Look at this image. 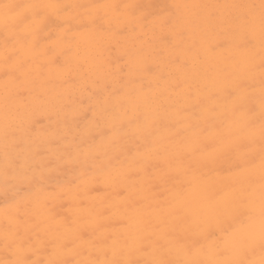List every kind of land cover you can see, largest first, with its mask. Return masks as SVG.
Wrapping results in <instances>:
<instances>
[{
	"label": "rangeland",
	"instance_id": "obj_1",
	"mask_svg": "<svg viewBox=\"0 0 264 264\" xmlns=\"http://www.w3.org/2000/svg\"><path fill=\"white\" fill-rule=\"evenodd\" d=\"M194 1L196 0H181L179 6L176 0H0V3L20 5L18 11L22 13L27 12L23 6L28 4L60 3L77 6L59 12L49 9V14L45 18H35L40 26L35 37L36 46L28 49L30 55L22 54L27 58L26 69L29 77L15 81L26 80L34 89L42 84L48 88V94L52 85L61 86L63 89L69 87L70 98L65 102L63 110H57L49 115L41 113L38 116L35 126L36 136L17 140L15 150L8 149L9 157L17 159L19 163L9 171L7 178L4 175L5 152L0 151V213L14 218L17 213L15 208L21 203L20 206L26 205L28 199L32 197H29L30 195L34 197L38 189H43L46 194L61 191L58 195V206L54 200H49L48 197L45 199L48 210L59 214L69 207L66 188L75 186L87 178L97 179L99 182L101 175L126 168L131 164L138 170V174L127 180L135 193L140 188L147 189V197L143 201L138 199L137 204L134 205L135 214L137 213L134 217L138 222L143 221L144 225L142 229L145 237L140 239L139 244L147 246L152 237L150 231L157 230L163 235L164 229L167 228L166 225L156 222L155 218L163 216L166 220L171 214L173 216L178 212V209H166L168 196H160L157 193L158 184L155 181L153 184L150 182L151 175H156L155 180L165 176L170 183L177 182L181 188L186 189L187 182L177 175L176 170L185 167L197 178L195 179L197 186L203 188L202 194L200 193L198 197L206 199L207 195L204 194L211 191L218 201L207 212L208 225L217 224L208 231V245L212 247L213 253L201 264H207L212 260L259 264L264 255L261 250L259 229L262 102V42H259L262 40L259 16L255 24L250 26L240 21V17L244 14L238 21L236 20L240 26L252 27V31L258 34L257 39L252 38L247 32L243 33L242 30H239L240 36L238 34L234 36L229 32L226 21L220 19V5L224 2H231L229 6L237 5L239 0H207V6H212L205 8L209 10L208 19L211 21L207 29H197L203 40L188 38L189 32L186 30L176 42L167 32L162 33L158 38H153V34L157 33L154 27L148 34H144L143 41L147 44L163 43L168 50L165 53L168 58L172 53L171 50H179L186 46L193 58H197L200 62L204 61L207 73L211 74L221 69L227 82L225 86L214 87L202 84L198 80L176 77L174 86L188 101L161 111L148 109V104L144 102L155 90L153 82L145 77L161 73L162 79L165 80L167 72L160 69L154 59H148L146 52L140 50L138 43L130 47V43L127 42L126 47L123 48L122 44L125 42L120 38L129 34V29L137 31V26L142 29L149 28L151 20L158 19L165 26L173 20H185ZM108 4L120 7L118 10L91 8L94 5ZM90 11L93 13L92 16L89 15ZM83 31L89 35L99 32L113 35L117 37V45L111 40L102 44L101 50L90 45L82 56L77 52L75 42L79 40V33ZM2 33L3 29L0 27V79L6 81L2 60L4 48ZM135 51L140 52L135 53ZM237 52L242 53V61L237 56ZM131 55L134 60L141 62L140 70L135 61L130 62ZM171 59L170 57L169 60ZM175 60L180 62L182 58L177 56ZM182 63L187 65L185 62ZM89 65L94 67L95 73L91 75L90 83H83L85 81L82 77L89 74L92 68ZM232 65H237L239 70L236 71ZM50 71L63 73L64 76L53 75L54 73ZM101 71L105 74V82L100 76ZM34 77L38 78L35 80ZM94 86H97V89H94ZM211 87L216 91L212 92ZM23 88L24 86H17L13 92L15 95H20V89ZM218 88H221L219 92ZM90 93L94 94L90 95ZM39 95V98H44L43 94ZM103 99L110 104V109L106 113L99 109ZM133 104L138 105L136 107L140 109L132 110ZM234 105L240 106V111L235 114L232 110ZM74 108H77V113H73ZM248 108L253 111L248 112ZM94 116L95 125L89 129V122ZM249 121H252L253 126H249ZM72 124H75V127L70 129ZM50 129L54 131L53 136L44 138L43 134ZM222 140L230 145L227 150L221 147ZM189 142L196 144L194 150L187 153L183 159L175 161L173 164L175 169L171 171L164 168L165 164L159 158L161 154L154 155V150L159 147L166 146L169 150H174ZM205 143L213 144L216 150L213 151L211 147L205 148ZM26 149H29V152ZM248 153H252L255 157L250 165L245 163ZM25 157L30 160L31 165L27 168L29 171L20 170ZM251 187L253 190L250 189ZM94 190H96L94 193L100 195L109 192L101 186V183L95 184ZM242 190L254 193L240 209L241 218L247 219L249 214L252 215L254 227L249 229L245 226L234 230L231 194ZM119 195L124 196V192L121 191ZM150 195H155L153 205H150L151 202L147 199ZM26 197L29 198L25 199ZM194 198L199 201L197 197ZM186 200L188 199H182V201ZM84 203L83 207L87 205L86 202ZM150 210L151 212L148 213ZM12 224L14 227L18 225ZM114 226L120 227L124 224L121 220H115L112 222V227ZM103 230L100 226L98 234ZM191 232L192 227L187 228L183 240L186 238L190 240ZM167 236L164 239L166 241L169 239ZM87 237L90 238L91 235ZM222 237L223 241H221ZM107 238L105 236V239ZM2 239L1 236L0 246L4 245ZM163 244L161 239L152 245L149 244L148 247L155 249V254L160 256V252L164 249ZM218 246L226 250L222 255H217ZM187 249L186 252L190 256L185 254L183 258L192 262L194 261L192 249L190 247ZM158 260L172 264L167 258ZM132 262L141 264L138 259Z\"/></svg>",
	"mask_w": 264,
	"mask_h": 264
},
{
	"label": "bare ground",
	"instance_id": "obj_2",
	"mask_svg": "<svg viewBox=\"0 0 264 264\" xmlns=\"http://www.w3.org/2000/svg\"><path fill=\"white\" fill-rule=\"evenodd\" d=\"M176 1L178 5L181 6V0ZM259 2L260 0H239L237 5L229 6V4H232L231 2H224L220 5V19L226 21L230 30L229 32H231L232 35L237 36V34L239 35V30H242L243 33L247 32L252 38L257 39L258 34L255 31H252L253 29L252 27H249L250 25L247 27L242 25L240 26L238 25L239 23L237 21L238 19L242 18V14H245L249 11H254L255 17L257 18V16H259L258 8L255 10H249L247 8L238 6L253 4L258 5ZM193 5L207 6L208 1H194L190 6L191 8L189 15L185 18V20H173V22L167 26H165L164 23L160 22L158 19L151 20L149 23V28L142 29L140 26H137V31H131L129 29V34L120 37L125 42L122 44L123 48L126 47L127 42L130 43V47H132L133 44L138 43V45L141 47L140 50H144L146 52L145 55H147L148 59H154V61L160 66V69H162L164 72H167V78L165 80L162 79L161 73L152 75L150 77H145L149 78L155 87V90H153V92H151L144 100V102L148 104V109L150 108L161 111L176 104L182 102L186 103L188 101L186 97L181 96V93L178 91L179 89L174 86V80L176 77L185 80H198L202 84H208L209 86L214 87L225 86L227 83L225 81V74L222 73L221 69H218L211 74L207 73V68H205L204 61L200 62L197 58H193L186 46L179 50H171L172 53L170 54L169 58L171 57L172 59L169 60L168 56L165 55L168 50L163 43L147 44L143 41L144 34H148L153 27L157 30V33L153 34V38H158L162 33L167 32L174 38V41L176 42L181 36H183L182 34H184V30H186L189 32H187L189 34L188 38L201 39L203 36H200L199 30L197 29H207V25L211 21L208 19L209 10H206V7H192ZM240 21L243 22L241 19ZM208 38L210 39V37ZM203 39L204 38L201 40ZM110 40L113 41L114 45H117V37L113 35L102 32L89 35L87 32L83 31L79 33V40L75 42V47L77 52L84 56V51H87L88 46L93 45L95 48H100L101 50V45L109 42ZM139 52L135 51V53ZM100 53H102V51H100ZM22 54L30 55V51L25 49ZM236 54L238 57H240V61H242V53L237 52ZM177 56L182 58V61L177 62L175 60ZM207 56L209 57L210 55ZM129 58L130 62L135 61L138 64V70H140L141 62L139 63L138 61L134 60L132 55ZM182 62H185L187 65L183 64ZM89 66L92 67L91 65ZM233 67L236 71L239 70L237 65H234ZM50 73H54L53 75L61 77L64 76L63 73H57V71L56 73L50 71ZM94 73L95 70L94 67H92L90 73L82 77V79L85 81L83 83H90V77ZM100 76L105 82V74L103 71L100 72ZM26 77H29V75ZM37 78L38 77H34L35 80ZM20 85L21 87L24 86V88L20 89V95H15L13 91L17 86ZM69 89V87L63 89L61 86L52 85L51 88H49L50 93L48 94V88L42 84L34 89L26 80L16 82L15 80L7 79L6 81H3L0 79V151L5 152L6 141L4 129L6 123L8 124L9 131L7 143L9 145V149L14 151V146L17 140H25L24 138L29 139L37 135V129H35L36 120L41 113H44V115H49L57 110H63L65 102L68 100V98H70L68 97L70 95V92L68 93ZM94 89H97V86H94ZM211 89L212 92L216 91V89H213L212 87ZM220 90L221 88H218V92ZM39 94H43L44 98H39ZM93 94L94 93H90V95ZM80 95L81 94L79 93V96ZM97 101L98 100H96V102ZM109 106L110 104L106 102L105 99H103L102 106H100L99 109L100 111H105L106 113V111L110 109ZM136 106L138 105L133 104L132 110L140 109V107ZM76 110L77 108H74L73 113H75ZM73 127H75V124H72L70 129H73ZM53 134L54 131L50 129L47 133L43 134V137H51ZM195 146L196 144L193 145L191 142L180 145L174 150H169L166 146H162L157 148V150H154V155L161 154V157L159 158L162 162H164V168H167L168 171H171V169L174 168V162L183 159L187 153L194 150ZM26 151L29 152V149H26ZM50 152L48 154H50ZM30 165V160L25 157L20 165V170H28L27 168H29L28 166ZM122 169L124 168L109 171L101 175V180L99 182H97V179L86 177L87 179H83L75 186L73 185L72 187L66 188V199L69 200V207L61 211L59 214L52 213L48 210L45 199L48 197L49 200H54L58 206V195L61 191H56L54 194H46L44 193L43 189H38L34 197L33 195L29 196H32L33 198L31 197V199H28L26 205L24 204L20 206L22 204L21 203L16 208V204L14 205V208L17 210L14 218L12 216L9 217L8 214L0 213V237H3L6 229L15 232L17 235L24 237L27 241H30L33 244V247L39 248L38 254L33 258H38L41 261H45L49 258V255L52 251V245L47 244L45 247H41L40 241L51 240L56 237L63 236L65 234V221L72 220L74 218H81L84 221H87L86 227L84 228L85 239L104 241L105 236L108 237L106 239V243L109 247L106 251V258H113L110 247L113 240L117 241V254L115 258L122 261L132 262L133 260L138 259L141 264H145V261L148 260L167 258L172 262V264H186L185 262L188 261L183 258V255L186 254V256H190L186 252L188 247L192 249L193 260L200 262V264L212 256L213 249L210 245H208V231L217 224H214L213 226L208 225L209 220H207V212H209L210 209L214 207L215 202L218 203V201H216L217 197L213 196L211 191L204 194V196L207 195L206 199L198 197L200 193L202 194L203 188L197 186V181L195 180L197 178L193 176L194 174L192 175L190 173L188 168L180 167L176 169L178 171L177 175L180 176L183 181L187 182L186 189L181 188L177 182L170 183L167 178H165V176H161L155 180L154 178H156V175H151L152 179L150 182L153 184V181H155V183L158 184L156 189L158 191L157 193H159L160 196H168V207L166 209H178V212L173 216L171 213V215L166 214L170 215L166 220L163 216H158L159 218H155L156 222L161 223L163 226H167V228L164 229L165 232L163 235H161L157 230L150 231L152 236L151 240L149 238L150 245L161 239L162 242H164V249L162 252H160V256L155 254V249H150L148 247L149 244L147 246L144 244H139L140 239L145 237V233L142 229L144 225L143 221L138 222V219L134 217L137 214H135L136 211L134 205L137 204L138 199L143 201V199L147 197V189L140 188L137 193H135L127 179H123L120 182L113 181L112 177ZM97 183H101V186L109 190V192L105 195L94 193L96 191L94 190V186ZM250 189L253 190L252 187ZM121 191L124 192V196L119 195ZM250 192L251 191H248V193ZM252 194L250 193V195ZM29 197H26L25 199ZM154 197L155 195H150L147 198L151 202V204L149 203L150 205H153L155 202ZM194 197H197L199 201H196ZM224 197L225 196H223V198ZM183 198H187L188 200L182 201ZM84 202L87 203L85 207L82 206L85 204ZM181 207H183L182 210H180ZM163 209H165V207ZM150 212L151 210L148 213ZM115 220H121L124 226L112 227V222ZM179 221H181V224H179ZM12 223L18 224L17 227H14ZM100 226L104 230L101 234H98V229ZM189 227H192V232L190 233L191 239L189 240L186 238V240H183L184 233ZM87 235H91V237L88 238ZM166 235H168L167 237L169 238L167 241L164 240ZM87 254V252H83L82 256H86ZM93 254L96 255L95 253ZM82 256H74L71 253L65 252L63 258L71 262L74 259L82 258ZM5 258L10 257L5 252L3 245L0 246V259ZM97 258H105V256L100 255Z\"/></svg>",
	"mask_w": 264,
	"mask_h": 264
},
{
	"label": "snow or ice",
	"instance_id": "obj_3",
	"mask_svg": "<svg viewBox=\"0 0 264 264\" xmlns=\"http://www.w3.org/2000/svg\"><path fill=\"white\" fill-rule=\"evenodd\" d=\"M27 12H20L18 9L20 5L14 3H0V27L3 29V68L4 75L8 80H20L22 77L27 76L26 62L27 58L22 55L25 49L35 48L36 40L35 37L40 30L39 24L35 18H45L49 13L48 10H60L67 9L69 7H77L75 5H60V4H28L23 6ZM119 5L108 4V5H94L92 9L97 8H109L118 10ZM127 7V6H126ZM192 7H212V6H200L193 5ZM238 7H244L249 10L259 9V26L262 40V88H261V109H260V140L261 150L259 154V168H260V199H261V210H260V243L262 254H264V0H260L258 5H243ZM89 15L93 13L90 11ZM243 23L246 25H254L256 17L254 11H249L241 18ZM31 38V39H30ZM233 113L240 111V106H233ZM248 112H252L253 109L248 108ZM95 125V116L89 122V129ZM249 126H253L252 121H249ZM9 135L8 124H5L4 136H5V166L4 175L7 178L9 171L16 166L19 161L17 159L9 157L7 143V137ZM230 145L223 141L221 147L224 150ZM205 148L215 147L213 144H204ZM255 157L252 153L247 154L246 164H252ZM138 174V170L129 164L126 168L119 171L115 176L112 177L113 181L120 182L123 179ZM233 203V219L235 221L234 230L247 226L249 229L254 227L252 215L249 214L247 219L241 218L240 209L243 208L246 202L250 198V193L247 190L234 192L231 194ZM87 221H81L79 219H72L65 221V234L61 237H56L51 240H41L40 246L45 247L47 244L52 245V251L49 258L45 261H41L38 258H33L39 252V248L33 247L30 241H27L24 237L17 235L8 229L3 234L4 250L10 258L0 259V264H133L131 261H122L115 258L117 254V241L113 240L111 244V251L113 258H106V251L109 247L104 241H98L93 239H85L84 228L86 227ZM223 241V237L221 238ZM226 250L218 246L217 255H222ZM65 252L71 253L74 256H82L83 252H87L86 256H82L80 259H74L69 262L64 259ZM95 253L96 255H94ZM100 255H104L105 258H97ZM145 264H166L162 260H148ZM186 264H200V262L192 261L186 262ZM207 264H244L242 261L233 260H212L208 261ZM248 264H255V262H248ZM259 264H264V255H262Z\"/></svg>",
	"mask_w": 264,
	"mask_h": 264
}]
</instances>
